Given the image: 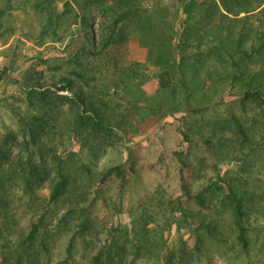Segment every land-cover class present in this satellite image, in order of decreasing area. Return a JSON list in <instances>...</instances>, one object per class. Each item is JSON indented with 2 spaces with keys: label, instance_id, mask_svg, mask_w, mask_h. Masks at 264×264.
I'll return each mask as SVG.
<instances>
[{
  "label": "rangeland",
  "instance_id": "rangeland-1",
  "mask_svg": "<svg viewBox=\"0 0 264 264\" xmlns=\"http://www.w3.org/2000/svg\"><path fill=\"white\" fill-rule=\"evenodd\" d=\"M65 1L53 0L56 15L63 12ZM192 1L195 9L189 24L197 25L207 7L202 2L209 0H141L159 18L158 24L168 32L172 26V44L164 51L165 59L169 56L180 60L179 34L186 25L185 7ZM216 1L219 12L226 15H219L223 21L216 20L214 30H219L218 36L225 45L236 50L240 33L243 48L250 50L258 45L259 38L264 36V0H250L251 10L237 16L226 12L220 0ZM111 6H119L118 0H110L104 10L92 5L87 13L75 3L73 9L52 23L51 28L58 33L35 39L27 35L38 30L34 10L28 6L15 15L16 31L0 39V70H4L0 78V141L5 142L3 150L8 155L0 178V195L7 207L0 205V218L4 219L8 213L10 220L28 229L47 206L49 176L56 173L59 162L67 172L75 170L86 182L91 179L83 164L92 172H101L122 163L126 169L124 180L109 176L99 189L94 184L88 191L84 204L89 201L92 206L93 233L76 234V264H87L86 257L108 244L113 236L118 244L128 243L129 251L122 259L107 264H264V137L261 133L255 149L252 145L240 146L235 141L232 124L233 114L245 115L244 125L253 122V113L243 114L239 110L235 94L244 82L264 87V54L255 60L238 52L236 57L243 72L240 81L231 84L228 75L215 76L218 79L210 89L200 83L207 75L208 65L229 72V67L212 54L204 64L196 65L199 72L195 73L191 67L186 69L194 77L190 95L179 93L168 98L158 92L164 64L152 47L154 39L145 41L135 25L131 26L127 55L122 56L121 63L131 64V70L136 68L137 72L131 71L127 79L110 67H96L90 75L94 78L90 84L78 78L75 82V86L94 95L96 100H107L102 113L117 125L113 144L110 142L98 153L82 146L74 133V109L64 97L72 96L71 89L57 92L54 86L42 88L54 100L62 95L56 105H47L39 96L33 98L32 104L26 99L22 84H26L34 70H43L45 82L54 83L61 74L75 68L74 64L62 63L76 54L91 29L96 38L100 37L104 22L114 13L109 9ZM184 48L185 55L195 51L192 45ZM40 53L58 68L50 70L40 64L37 57ZM177 103H182L181 110H174ZM199 106V111H193ZM14 108L26 114L45 111L43 127H35V134L30 135L17 119ZM25 141L29 149L24 146ZM33 150L37 151L31 154L33 161L43 166L42 178L36 180L35 189L26 185L20 169ZM181 160L186 163L185 182L192 194L202 191L211 179L233 181L246 212L247 246L237 238L239 229L233 222L231 204L223 199L222 193H211L208 207L184 194L179 184ZM34 196L42 199L36 204L37 212L31 207ZM66 210V200L53 202L46 223L59 222ZM81 212L74 215L67 232L56 236L49 264H57L65 256L67 240L79 230Z\"/></svg>",
  "mask_w": 264,
  "mask_h": 264
},
{
  "label": "trees",
  "instance_id": "trees-1",
  "mask_svg": "<svg viewBox=\"0 0 264 264\" xmlns=\"http://www.w3.org/2000/svg\"><path fill=\"white\" fill-rule=\"evenodd\" d=\"M109 1L66 0L61 14L73 9L75 3L80 6V9L84 13H87L92 5L104 10L105 4ZM220 1L226 12L236 16L241 12L251 10L250 0ZM52 2L53 0H0V39L16 31L15 15L18 11L27 9L28 6L34 10L33 15L37 18L39 30L28 32L27 35L30 39L50 37L58 33L56 28H51V25L53 22H58L61 14H55ZM118 2L119 6H111L109 8L114 13L110 18L108 17V22H104L105 25L102 28L100 37L96 38L91 29L84 43L76 51V54L62 63L64 65L74 64L75 68L71 69L67 74H61L57 82L54 83L45 82L43 70H34L32 73H27H30V75L27 77L26 84H22L26 99L30 104L33 103L34 97L39 96L40 100L49 106L56 105V100L62 97V95H57L54 100L52 95L42 91V88L48 85L54 86L57 92L71 89L72 96L65 95L64 97L68 99L74 109V133L78 135L81 145L87 147L91 152L98 153L110 142L113 144V130L117 125L112 124L111 120L102 113V107L108 105L107 100H101L102 98L96 100L94 95L87 93L79 86H75V82L78 78L90 84L94 79L90 75H92L96 67H110L115 73L119 72L122 77H126L127 79L131 77L129 76L131 71L136 73V68L135 70H131V64L125 66L121 63L122 56L127 55L126 46L130 40L129 29L131 26L135 25L145 41H152L154 39L152 47L159 52V57L163 59L164 64V70L160 74L158 92L160 95H167L168 98L178 96L179 93H186L189 96L194 77L188 74L186 69L191 67L195 73L199 72V70L195 69L196 65L198 63L204 64L207 59L211 58L212 54L217 56L221 64L229 67V72H221L214 65H208L207 75L200 83L208 85L210 89L218 79L215 76L226 78L228 75L231 80L229 83L231 84L240 81L243 72L241 64L236 57L238 52H241L247 58L255 60L264 54V36L259 38V44L252 46L250 50L241 46L240 39L243 36L242 33L239 34L238 41L235 44L236 50H233V47L226 46L222 37L218 36L219 30L216 32L214 30V22L216 20L223 21V18L219 15L225 16L226 14L219 12L216 0H209L202 2L207 7L204 8L205 15L199 16L200 20L197 25L189 24V17L193 15L195 9V2L193 3L192 1L185 7L187 20L186 25H184L182 32L179 34L180 41L178 43L181 53L180 60L172 59L169 56L165 59L166 49H170V44H172V26H170V31L168 32L166 27L158 24L159 18L151 11H148L147 6L141 4V0H118ZM212 39H214V43H212ZM187 45H192L191 49L195 50L193 53L191 51L192 54L190 55L187 52L185 55L184 47ZM37 57L39 58V63L45 65L48 69L58 68L57 65H51L52 60L48 56H43L40 53L39 55L37 54ZM88 57H91L92 60L91 58L88 59ZM3 74L4 70H0V78ZM235 95L239 110L243 114H249L250 112L254 115L252 118L253 122L249 125H244L245 115L238 116L233 114L232 124H234L233 135L236 139L235 141L240 146L252 145L251 148L255 149L258 141L257 138L260 137L261 133L263 134L262 137H264V87L253 82H244L241 84L240 92ZM181 105L182 103L175 104L174 110H181ZM200 108L201 106L196 107L193 111H199ZM13 111L21 122V125L28 128L30 135L35 134V127H43L45 123L43 118L45 111L43 110H37L32 114H26L17 108H14ZM34 141L36 140L34 139ZM24 143V146L29 149L28 141ZM4 144V141H0V178L1 167L8 159L6 151L3 150ZM38 151L42 153L41 149ZM36 152L35 150L31 151L25 163L23 164L22 162L23 165L20 166L26 185L31 189H35L36 180L42 178L43 173L42 163L38 164L32 159L31 154H35ZM40 158L46 162L44 156L40 155ZM181 163L179 184L184 194L189 198H193L200 206L208 207L211 204L209 197L211 193L216 191L222 193L223 199H227L231 204L233 222L239 229L237 238L244 246H247V227L244 221L246 212L244 211L243 201L238 196V192L233 185V181L225 179L221 182L218 179H211L210 183L202 191L192 194L185 182L184 166L186 163L183 160H181ZM83 165L89 172L88 175H90L91 179L89 182L84 181L75 170L72 173L67 172L61 162L57 164L56 173L53 176L45 173L46 176H49L50 181L47 206L42 208L43 212L31 222L28 229L19 226L16 221L14 222V219L13 221L10 220L8 213L5 214L4 219L0 218V264H49L53 258L54 250L52 243L56 239V236L67 232L73 221L72 219H74V215L82 211L78 216V220H80L78 222L79 230L69 237L65 246L66 254L57 261V264H76L77 261L74 256L76 251V234L79 232L81 235L92 230L93 221L90 216L92 206L89 201L84 204L88 191L94 184H96L95 189H99L109 176H116L122 180L126 178V169L122 163L109 166L101 172H92L85 164ZM57 200H66L67 210L63 213L59 222L50 225L46 223L49 206ZM37 201L39 203H36ZM41 201L40 197L34 196L32 198L31 207L36 212L39 207L36 204H40ZM0 205L5 206V208L7 207L1 195ZM118 242L117 238L113 236L108 244L103 245L102 248L86 257L87 264H107L117 258L122 259L129 251L128 243L122 245L118 244Z\"/></svg>",
  "mask_w": 264,
  "mask_h": 264
}]
</instances>
